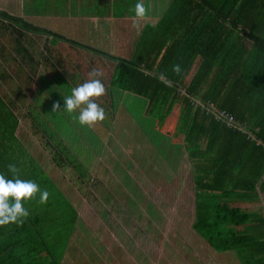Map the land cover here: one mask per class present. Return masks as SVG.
I'll return each instance as SVG.
<instances>
[{
  "label": "trees",
  "instance_id": "1",
  "mask_svg": "<svg viewBox=\"0 0 264 264\" xmlns=\"http://www.w3.org/2000/svg\"><path fill=\"white\" fill-rule=\"evenodd\" d=\"M166 5L152 35L142 37L145 41L137 44L133 56L111 66L105 81L96 77L107 92L113 88L144 102L137 119L129 118L133 125L107 128L105 136L123 144L125 155L132 158L140 155L148 161L151 157L145 154H156L153 168L158 171L164 157L157 158L160 154L150 144L156 142L155 133L174 143L179 138L180 148L188 153L194 192L191 228L214 251H234L242 264H264V0H168ZM32 34L96 51L0 10V64L9 71V78L0 72V174L12 178L8 165L15 164L19 178L35 181L50 193L46 204L38 202L39 193L24 201L29 216L22 223L0 226V264H61L63 247L76 230L73 205L16 131L20 122L28 121L26 100L29 91V98L36 94L35 78H43L42 89L59 102V88L69 81L62 67H76L77 62L69 53L62 59L59 50L60 60L37 56L27 44ZM23 57L28 62L19 67ZM174 64L181 66L179 75L172 71ZM41 67L50 69L45 71L49 79L42 77ZM7 79L12 86L3 87ZM208 103L234 118L242 130L207 112ZM135 104L126 101V109ZM118 115L107 109L110 127ZM145 120L152 122L150 129ZM133 146L143 154L127 149ZM52 163L54 176L62 175L64 169ZM70 242L76 247L75 240ZM75 260L86 262L82 254Z\"/></svg>",
  "mask_w": 264,
  "mask_h": 264
},
{
  "label": "rangeland",
  "instance_id": "2",
  "mask_svg": "<svg viewBox=\"0 0 264 264\" xmlns=\"http://www.w3.org/2000/svg\"><path fill=\"white\" fill-rule=\"evenodd\" d=\"M63 54V52H60ZM63 63V61H60ZM1 65V64H0ZM88 62L83 63L82 66V76L72 71L71 68H63L62 72L64 76H67L69 81H65L59 88L61 99L60 110L53 111V105L56 103L52 99L51 95L42 89L39 78H35L33 83V88L36 92L42 90L43 93L38 95H33L29 98V92L26 100L28 103L26 109V118L28 121L25 123L22 121L17 127L16 134L25 144L28 151L36 158L41 161V166L44 171L47 172L53 179L54 183L60 189L61 193L68 198L69 203L73 206H96L98 208V213L102 216L107 214H115L120 222V227L124 230V224H128L130 221H136L139 219L140 213L144 214L142 219L144 221H139L138 227L134 226L133 229L127 228L129 231L125 234H130L133 236L139 235V237L145 238L140 243V248L145 246H150V256L155 260V264H182V257L185 255L186 264H201L202 261L205 264H212L210 260L212 256L208 253L209 244L201 241L197 237L196 233L192 231L190 227L191 219L193 218L191 208H185L184 206H179L180 196H184L185 189L192 191V182L190 179L189 163L187 159H181L180 164L172 162V168L174 171H179L176 173L180 185L178 187H171L169 185V180L164 176V171L161 169L158 173V178H151L147 180L149 183L148 194L150 199L146 197L138 196L139 189L141 188L142 179H146L143 170L147 169L148 165L150 167L154 166L156 160V154L148 155L145 154L148 161H142L139 156L136 158L130 157L131 155H125L124 145L117 142L115 139L104 137L106 134V129L117 130L116 128L123 127L124 125H133V121L129 118L136 116L141 111V106L139 103L133 105L129 109H126L125 94L121 95L122 91L118 93V99L114 102L116 110H118V120H115V126L110 127L109 118L106 116L104 130L99 134L94 131L92 127L90 129L81 126L78 120H74L72 115L68 114L65 108L64 95H70L71 90L74 87L79 86L90 78L89 73L91 72L88 66ZM104 62L98 63L94 69H99L103 72L100 76L103 81L106 80V76L109 73L107 67H104ZM54 70L55 68H51ZM57 70H61L57 68ZM38 71L42 73V77L49 79L48 74L50 69L47 67L38 68ZM46 71V72H45ZM43 81V78L42 80ZM10 81L7 79L2 86H6ZM102 97V96H101ZM49 101H52L49 103ZM97 101V100H96ZM105 109V104H101ZM122 106V107H121ZM125 110V111H124ZM75 115L78 116V110ZM128 115V118L124 117ZM145 116V115H144ZM137 119V117H134ZM142 120L144 118L142 117ZM148 128H151V121L145 120ZM98 123L95 124L97 126ZM112 128V129H111ZM140 129V128H138ZM132 133V132H131ZM125 134V130L122 133ZM169 137V136H167ZM37 138L43 143L42 138L49 141L50 145L44 144L39 145ZM155 141H151L150 144L153 146V151L160 154L159 158L163 156L167 161H172L170 155H175V146L171 148L168 145V139H162L157 133H155ZM170 139V137H169ZM172 140V139H171ZM155 143V144H154ZM174 143V142H173ZM185 143V142H182ZM146 146L149 143H145ZM175 144V143H174ZM133 151L134 154H143L141 150L133 146L129 149ZM140 152V153H138ZM54 163L59 164V170L62 171V175H55V167L52 162H50V155ZM158 154V155H159ZM113 157L117 160L114 161ZM59 158V159H58ZM78 158V159H77ZM93 160V161H90ZM148 164V165H147ZM146 165V167H145ZM84 167L85 169H83ZM106 170V175H103L101 171L96 172L98 168ZM53 168L51 174L49 171ZM71 168V169H69ZM138 170V171H137ZM94 172V173H93ZM160 174L163 178L160 179ZM53 175V176H52ZM103 175V179H99ZM94 177V181L92 178ZM150 178V177H149ZM59 181L63 182L65 186L68 187V193L61 190V184ZM99 181L103 182V186L99 184ZM67 184V185H66ZM73 185V187L71 186ZM187 187V188H186ZM71 191V193L69 192ZM85 193L90 199L84 197L80 198L78 194ZM174 194V195H173ZM171 195V197L169 196ZM72 196H75V202ZM99 206H107L106 211L99 210ZM99 217L98 214H88L89 220H94ZM153 220V221H152ZM113 219L109 220L108 227L115 226ZM77 228L82 225L80 218L77 217ZM105 219H98L97 223L94 225V221L89 226V232L85 233V236L91 241L99 237L100 229L104 230ZM151 222H153L151 224ZM79 230H73L70 234L67 244L64 245V252L69 254L73 249V244L70 240H75L77 254H83V256L89 255L92 251L86 249L82 237L78 234ZM120 233V232H119ZM149 235V236H147ZM199 236L203 238L200 234ZM80 240L83 242L81 243ZM93 245L92 247H94ZM97 249H104L100 247V244H96ZM109 247L106 259L101 260L98 256L102 255L101 252L94 250V254L97 257V264H104V262H114L112 264H134L137 261H128L123 255L118 253V255L112 258V253L117 251L116 247L111 251ZM214 251V250H213ZM218 260L213 258L215 264H242L240 257L234 251L217 252ZM132 254H134L132 252ZM150 259V257H149ZM99 260L101 262H99Z\"/></svg>",
  "mask_w": 264,
  "mask_h": 264
},
{
  "label": "crops",
  "instance_id": "3",
  "mask_svg": "<svg viewBox=\"0 0 264 264\" xmlns=\"http://www.w3.org/2000/svg\"><path fill=\"white\" fill-rule=\"evenodd\" d=\"M137 2L138 0H0V10L2 12H5L6 14L19 15L30 22L39 24L46 28V30L53 35H63L65 36V38H68L73 42L75 41L77 44L87 45L89 47H92L96 51H99L98 53L96 51H90L83 47L80 48L79 45H73L71 42L66 44L63 41H55L54 38H51L49 35L42 34L35 36L32 34L29 36L27 44L28 46L30 44L33 47L37 56H39V54L41 53L46 54V57L56 58L60 60L59 55H57L58 50L59 52H63L62 59H68V53L71 54L72 57H74V59L76 60L77 66L70 67L72 71L77 72L80 77L83 78V63L88 62L87 66L91 68L90 71H92L100 62H104L105 65L103 66V68L107 67V69L111 68V66H117L118 64L116 62L118 60L128 59L133 56L137 49V44L144 40L142 39V37L148 38V34L152 35V29L157 24L161 16V12L164 10V7L167 6L166 4H168V0H143V3L147 10L146 15L144 18L138 21V27H133V17L135 15L134 6ZM156 44L158 45V43ZM104 55H108L113 60L109 57H105ZM17 56L19 57V55ZM106 58L111 61H107ZM27 62L28 60L23 57L21 60H19L17 65L19 67L25 66ZM3 65L4 66L0 65V72L3 73L5 78H9L7 75L9 71L6 69V65L4 63ZM110 70L108 69L109 72ZM30 90L32 91V87ZM41 93H43L42 90L36 92L35 95L39 96ZM118 93L119 90L112 88L109 92L106 91V93L102 97L98 98L96 102L100 106L101 104H105L104 110L106 113L107 109H113L114 113L118 114V110H116L114 106V102L118 99ZM124 94L126 101H136V103H139L142 107V104L144 103L142 99H137V97L125 92L121 93V95ZM33 95L34 94L31 93L30 97H32ZM105 124L106 122L101 121L98 122L97 126L92 127L94 131L98 132V136L99 134H101L104 128H106L104 127ZM84 127L90 129L88 126ZM36 140L41 146H43L44 144L50 145L49 141L46 139L42 138L44 144L39 140V138H37ZM179 140V138H176L175 144L173 143V140H169L168 145H171V148L175 146V155H170V157L172 158V161L170 162L165 158L162 161V169L164 171L163 174L166 179L169 180V185L175 188L180 185V182L176 177V173L179 171H174L175 169L172 168L171 163L175 162L176 168V164H180L181 159H189L187 158L188 153L184 152V150L180 148ZM113 159L114 161L117 160L115 157H113ZM38 161L40 164H42L39 159ZM52 161L53 160L50 159V162ZM99 169L103 170L102 168H98L96 171H99ZM52 171L53 168L49 171V173L51 174ZM53 172L55 174V170ZM145 172L146 174H144V176L146 175L147 178L142 179L141 188L139 189L137 195L146 197L147 199L151 200L147 192L149 187V183L147 182V180H150L151 178H158L159 171L156 168L148 166ZM102 173L103 175H106V171H103ZM103 175L100 176V180L103 179ZM161 178L163 177L160 174V179ZM93 179L94 177L92 178V181H94ZM59 183L61 184V190H64V192L68 193V187L65 186V184L61 181H59ZM99 184L103 186L102 181H99ZM71 186L73 187L72 184ZM69 192L71 193L70 190ZM193 194V189L192 191H188L185 189L184 196H180L179 199V206H184L188 209L191 208L192 215L194 206V202L192 199ZM78 196L83 199L84 197L90 199L85 193L78 194ZM169 196L171 197V195ZM72 197L75 202V196ZM252 206L260 207L261 205L259 204ZM72 208L76 215L74 224L75 229L79 230L78 234L80 235V237L83 236L82 240L86 245V249L89 244V250H91L92 252L89 255L84 256L86 259L85 263H81L79 260L78 262H76L75 256L77 257V254L73 255L74 258H72L69 257L67 253H65L60 261L61 264H97V260L95 259V257L97 256L93 255L94 250L97 252H101L102 255L98 256V258L104 260L107 258L105 253H108L109 247L112 248L111 251L115 249V247L117 250L112 253V258L116 257L118 253H120L128 261H136V256L137 261L134 264H155V260H153L150 256V246H145L144 248H140L139 246V243L143 239L145 240V238L139 237L138 234H136L137 236H133V234H125L129 232L127 228L133 229L134 226L138 227L137 224L134 223L144 221L142 219V216H144V214L140 213L141 217L135 222L132 220L128 224H124L125 229L123 230L119 224L120 220L118 217H115V214H107L102 216L98 213V208L96 206H92V203L91 206H72ZM99 210L106 211L107 206H99ZM89 213L98 214L99 217H96L94 220H89ZM77 217L80 218L82 222V225L79 228L76 227L78 224ZM97 218L100 220H106L105 227L104 230L99 228V237L91 241L85 236V233L89 232L88 228L92 224V221H94L93 224L96 225ZM111 219L114 220L113 223L115 226H111L109 228L107 224ZM193 221L194 219L192 218L190 227ZM152 223L153 222H151V224ZM192 231L194 230L192 229ZM196 235L201 239V241L205 242V240L198 234ZM80 242L83 243L81 240ZM97 243H99L100 247H103L104 249H99L98 251L96 246ZM93 245L95 246L92 247ZM74 248L76 247L73 246V249ZM72 251L74 253L75 250ZM132 252L134 254H132ZM208 253L212 256V258L207 259L206 262L210 260L212 264H215L213 262V258L218 260V255L210 246L208 247ZM183 255L184 256L182 257L181 261H183L182 264H186V254L183 253ZM99 262L101 261L99 260ZM110 263L112 264L114 262ZM104 264H109V262H104ZM201 264H205V262L202 261Z\"/></svg>",
  "mask_w": 264,
  "mask_h": 264
},
{
  "label": "clouds",
  "instance_id": "4",
  "mask_svg": "<svg viewBox=\"0 0 264 264\" xmlns=\"http://www.w3.org/2000/svg\"><path fill=\"white\" fill-rule=\"evenodd\" d=\"M146 7L143 0H138L134 6L133 27H138V21L145 17ZM172 71L179 75L182 71L179 64L172 66ZM103 72L99 69H93L90 77H100ZM164 82L166 78L161 74L160 77ZM106 92L104 83L98 78H90L77 87L72 88L70 95H64V110L72 115L74 120H78L81 126L93 127L96 123L105 120L106 113L96 100ZM60 103L53 105V111L60 110ZM78 110V116L75 115ZM236 130L241 131L236 128ZM8 170L12 178H6L0 174V226L9 223H22L23 218L29 216V211L24 207V201L31 200L39 193V203L46 204L50 193L47 190H41L39 185L32 180L19 178V169L15 164H9ZM193 198V195H192Z\"/></svg>",
  "mask_w": 264,
  "mask_h": 264
},
{
  "label": "built area",
  "instance_id": "5",
  "mask_svg": "<svg viewBox=\"0 0 264 264\" xmlns=\"http://www.w3.org/2000/svg\"><path fill=\"white\" fill-rule=\"evenodd\" d=\"M204 108L207 110V112L214 114V116L217 119H223L226 122H228L229 124H231L230 126H233V127L240 129L239 124H236L234 122V120H235L234 118L227 117L226 113L221 109H217L213 103L205 104Z\"/></svg>",
  "mask_w": 264,
  "mask_h": 264
}]
</instances>
